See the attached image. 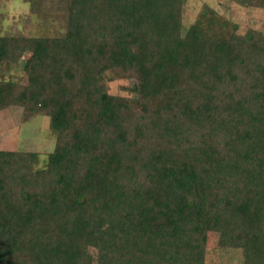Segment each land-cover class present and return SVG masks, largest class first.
Wrapping results in <instances>:
<instances>
[{
    "label": "trees",
    "instance_id": "trees-1",
    "mask_svg": "<svg viewBox=\"0 0 264 264\" xmlns=\"http://www.w3.org/2000/svg\"><path fill=\"white\" fill-rule=\"evenodd\" d=\"M185 1L67 0L59 35L0 31V65L26 54L0 112L54 139L41 167L0 149V264H205L209 232L264 264V33L206 4L185 27Z\"/></svg>",
    "mask_w": 264,
    "mask_h": 264
},
{
    "label": "rangeland",
    "instance_id": "rangeland-1",
    "mask_svg": "<svg viewBox=\"0 0 264 264\" xmlns=\"http://www.w3.org/2000/svg\"><path fill=\"white\" fill-rule=\"evenodd\" d=\"M42 1V0H41ZM67 0H51L52 4L44 5L43 1L30 5L29 0H0V31L2 33L18 32L20 34L39 35L44 26L48 32L56 35L61 33L60 25L64 22L65 2ZM206 4L218 15L237 24L238 33H244L247 28L256 29L264 33V10L259 8L242 7L230 0H186L183 11V26L187 27L195 20L199 9ZM54 5V6H53ZM55 7V8H54ZM46 13V17L41 16ZM43 23V24H42ZM29 24H31L29 26ZM14 65H0L4 71L3 77L26 82L22 70V63ZM133 84L131 80H107L106 86L112 94H124ZM54 139L49 130L48 118L37 116L29 121H21V109L11 107L0 112V149L31 150L38 153L37 166H44L46 154L53 149ZM94 255V251L91 250ZM241 254L237 249L221 248L218 234L209 232L206 241L205 264H240Z\"/></svg>",
    "mask_w": 264,
    "mask_h": 264
}]
</instances>
